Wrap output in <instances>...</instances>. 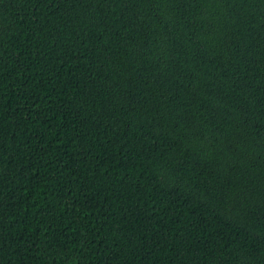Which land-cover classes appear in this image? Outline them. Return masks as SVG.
Here are the masks:
<instances>
[{
    "label": "trees",
    "instance_id": "16d2710c",
    "mask_svg": "<svg viewBox=\"0 0 264 264\" xmlns=\"http://www.w3.org/2000/svg\"><path fill=\"white\" fill-rule=\"evenodd\" d=\"M0 264H264V0H0Z\"/></svg>",
    "mask_w": 264,
    "mask_h": 264
}]
</instances>
